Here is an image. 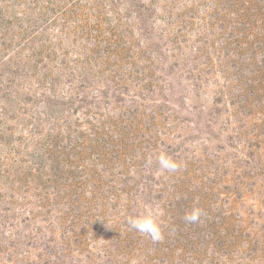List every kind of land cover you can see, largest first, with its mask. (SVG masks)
Wrapping results in <instances>:
<instances>
[{
	"label": "rangeland",
	"instance_id": "1",
	"mask_svg": "<svg viewBox=\"0 0 264 264\" xmlns=\"http://www.w3.org/2000/svg\"><path fill=\"white\" fill-rule=\"evenodd\" d=\"M0 264H264V0H0Z\"/></svg>",
	"mask_w": 264,
	"mask_h": 264
},
{
	"label": "clouds",
	"instance_id": "2",
	"mask_svg": "<svg viewBox=\"0 0 264 264\" xmlns=\"http://www.w3.org/2000/svg\"><path fill=\"white\" fill-rule=\"evenodd\" d=\"M156 161L159 173L176 171L180 167L177 161L163 152L156 156ZM161 215H163V211L158 206H146L142 214L129 217L128 224L131 228L151 238L154 242H159L163 239V232L158 219ZM202 215V210L194 207L185 214L184 220L188 223H197Z\"/></svg>",
	"mask_w": 264,
	"mask_h": 264
}]
</instances>
